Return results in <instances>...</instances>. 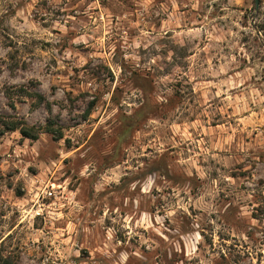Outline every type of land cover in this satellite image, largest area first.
Segmentation results:
<instances>
[{"label":"rangeland","instance_id":"rangeland-1","mask_svg":"<svg viewBox=\"0 0 264 264\" xmlns=\"http://www.w3.org/2000/svg\"><path fill=\"white\" fill-rule=\"evenodd\" d=\"M263 22L264 0H0L1 256L264 264Z\"/></svg>","mask_w":264,"mask_h":264},{"label":"trees","instance_id":"trees-1","mask_svg":"<svg viewBox=\"0 0 264 264\" xmlns=\"http://www.w3.org/2000/svg\"><path fill=\"white\" fill-rule=\"evenodd\" d=\"M258 32H259V34H261V36H262V38H263V40H264V22L258 27ZM0 125H1V123H0ZM18 129H19L18 126L15 125V124L11 125V126L8 128V130H10V131H15V130H18ZM19 130H20V133H21L23 136H25V137H30V136H28V135H30V134H27L28 132H27L26 129H24V128H20ZM59 135H60V134H59ZM0 264H12V262H11L8 258H5V259H4V258L1 256V254H0Z\"/></svg>","mask_w":264,"mask_h":264},{"label":"water","instance_id":"water-1","mask_svg":"<svg viewBox=\"0 0 264 264\" xmlns=\"http://www.w3.org/2000/svg\"><path fill=\"white\" fill-rule=\"evenodd\" d=\"M254 6H255V11H258L259 8V0H254Z\"/></svg>","mask_w":264,"mask_h":264}]
</instances>
